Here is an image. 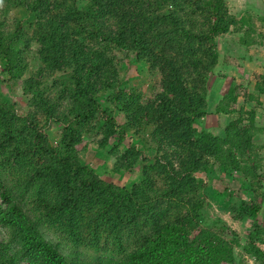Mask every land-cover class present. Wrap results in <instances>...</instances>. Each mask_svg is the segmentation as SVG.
<instances>
[{"label": "trees", "instance_id": "trees-1", "mask_svg": "<svg viewBox=\"0 0 264 264\" xmlns=\"http://www.w3.org/2000/svg\"><path fill=\"white\" fill-rule=\"evenodd\" d=\"M226 1L0 0V85L17 84L27 109L17 115L0 92V264H235L234 248L264 264L260 114L238 106L231 84L213 107L227 118L221 134L193 128L206 115L215 39L261 44L254 16ZM120 53L157 76L151 98L123 84ZM256 77L246 100L260 107ZM86 150L112 157V174L138 167L140 181L101 179Z\"/></svg>", "mask_w": 264, "mask_h": 264}, {"label": "rangeland", "instance_id": "rangeland-1", "mask_svg": "<svg viewBox=\"0 0 264 264\" xmlns=\"http://www.w3.org/2000/svg\"><path fill=\"white\" fill-rule=\"evenodd\" d=\"M227 7L230 13L235 14L236 16L243 11H248L251 14H256L259 16L264 15V0H227ZM13 12V11H12ZM11 12V13H12ZM9 12V16L11 15ZM262 14V15H261ZM262 29L260 30V33ZM262 38L257 39L261 44L254 45L243 49L240 46H234L232 42L235 43L237 35L228 34L226 36H220L215 39V47L218 54V62L214 75L209 76L207 81V86L209 91L206 95L207 100V110L206 115L199 121H197L193 128L196 131H205L213 135H219L222 132L223 126L227 118L223 115H215L213 113V107L216 104L218 97L227 90L229 85L233 84L237 86L235 91L238 98V106L242 105L243 108H255L257 113L260 114L259 118L256 121L258 127L262 128L263 133L255 137L254 143L258 146L264 144V96L259 98L261 104L260 107H255L254 102L247 101L246 97L249 95L255 96L253 92V84L256 81V76L264 74V30L261 33ZM232 40V41H231ZM229 42V44H228ZM233 44V45H232ZM128 59V57L126 56ZM125 57L123 54H118V63L120 66V73L123 79V84L126 88L134 89L142 101L151 98L155 90L157 89V76L148 74L143 69L139 67H134L130 63L125 62ZM124 64H127L128 67H125ZM35 63L29 62L30 70H35ZM124 68H127L126 74ZM19 83V82H18ZM17 85V84H16ZM12 85H0V92L3 94L6 102H12L15 104L16 114L23 116L26 113V98L20 96L18 87ZM117 119L121 122V116L117 115ZM57 130L53 125L50 126L49 130L46 132V136L50 143L54 144ZM86 143L89 144V148L96 149V139H82L80 147L83 149L86 146ZM109 148L107 146L106 150ZM259 154L261 159L264 161V146L259 147ZM120 151H123V147H119ZM84 157L90 159L91 165L93 166L96 174L103 180L114 182L121 186H130L136 184L140 181L141 175L138 167H134L133 170L129 173H124L122 175L112 174L111 168L114 162V159L108 155H103L98 153L101 157L99 159L95 157L91 151L86 150L82 153ZM151 157V153L144 154L143 160L139 161V164L142 162H147V159ZM138 165V163H137ZM264 171V165L262 167ZM197 179H203L204 182L209 183L211 188L219 192L223 185L220 180L215 178H206L204 176L196 175ZM247 198V197H246ZM209 206V207H208ZM207 210L212 214L216 215L219 219L224 220L228 223L230 218V213L225 209H219L218 204L214 202L213 198L208 200ZM257 221L264 223V209L259 212L257 216ZM264 251V246L260 247ZM235 257V264H254L253 260L245 256L240 248H234L233 250Z\"/></svg>", "mask_w": 264, "mask_h": 264}, {"label": "crops", "instance_id": "crops-1", "mask_svg": "<svg viewBox=\"0 0 264 264\" xmlns=\"http://www.w3.org/2000/svg\"><path fill=\"white\" fill-rule=\"evenodd\" d=\"M253 15V14H252ZM262 15V14H261ZM254 18H253V27H254V30L257 34H261L263 33V30H264V15L262 16H259V15H256L254 14L253 15ZM257 16V17H256ZM262 29V32L260 33V30ZM262 35V34H261ZM264 35V34H263Z\"/></svg>", "mask_w": 264, "mask_h": 264}]
</instances>
